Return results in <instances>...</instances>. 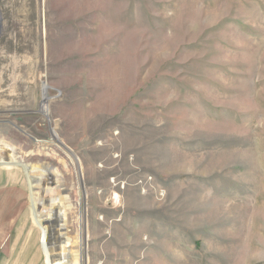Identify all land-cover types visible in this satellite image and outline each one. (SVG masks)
I'll return each mask as SVG.
<instances>
[{
	"label": "rangeland",
	"instance_id": "rangeland-1",
	"mask_svg": "<svg viewBox=\"0 0 264 264\" xmlns=\"http://www.w3.org/2000/svg\"><path fill=\"white\" fill-rule=\"evenodd\" d=\"M0 156V264H264V0H0Z\"/></svg>",
	"mask_w": 264,
	"mask_h": 264
},
{
	"label": "bare ground",
	"instance_id": "bare-ground-1",
	"mask_svg": "<svg viewBox=\"0 0 264 264\" xmlns=\"http://www.w3.org/2000/svg\"><path fill=\"white\" fill-rule=\"evenodd\" d=\"M45 98V97H44ZM43 98V99H44ZM46 101V100H45ZM45 101L41 104L42 105V109L43 110H45V107H46V105H45ZM53 134L55 135V131H53ZM56 136V135H55ZM1 157V161H0V164L1 165H5L6 163H9V160H8V157L9 156H0ZM75 157V156H74ZM24 174V173H23ZM23 177V176H22ZM28 187V186H27ZM28 190V189H27ZM66 196V195H65ZM119 200V199H118ZM55 215V214H54ZM55 218V217H54ZM52 219V218H51ZM53 220V219H52ZM48 223V222H47ZM42 224H44V223H42ZM54 224V223H53ZM52 224V225H53ZM58 224V223H57ZM47 235H48V233L46 234V238L45 237H43V236H41L40 238H41V246H42V250H43V253H44V256H45V260H46V262H47V264H50V263H53L54 264V262H53V257H54V255H53V253L52 252H54V251H52V249L55 247V246H50L49 244H48V242H47ZM52 238V237H51ZM56 240V239H55ZM59 241V240H58ZM79 242V241H78ZM64 243V241H62L61 242V244H63ZM77 243V242H76ZM57 244H60V241L57 243ZM66 244V243H65ZM65 244H64V246H60L59 248H60V251H61V253H60V256H58V258H60V260L61 261H64L65 260V258H66V254L64 253V251H65ZM44 245H45V247H44ZM56 248V247H55ZM49 256L51 257V259H50V261L48 260V258H49ZM79 256H80V254H79ZM73 257H74V255H73ZM78 261H79V259H78ZM67 262V261H66ZM72 262V261H71ZM77 262V261H76ZM75 262V263H76ZM77 264V263H76ZM79 264V263H78Z\"/></svg>",
	"mask_w": 264,
	"mask_h": 264
},
{
	"label": "water",
	"instance_id": "water-1",
	"mask_svg": "<svg viewBox=\"0 0 264 264\" xmlns=\"http://www.w3.org/2000/svg\"><path fill=\"white\" fill-rule=\"evenodd\" d=\"M14 166H17V167H20L24 173V176L26 178V182H27V185H28V191H29V199H30V202H31V205L33 204V200H32V181L34 180L33 178H31L30 176H28L26 174V171L29 169L26 164L22 163V162H16V161H13V164ZM34 211V209H33ZM35 222L38 224V221L37 219L35 218ZM40 226V225H39ZM49 234V230L47 229H44L43 227L41 228V236L45 237L46 238V234ZM48 237V235H47ZM45 247V245H44ZM51 257L49 256L48 260L50 261Z\"/></svg>",
	"mask_w": 264,
	"mask_h": 264
}]
</instances>
